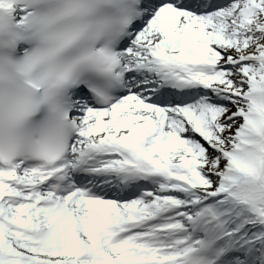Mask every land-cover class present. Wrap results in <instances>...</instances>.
<instances>
[{"label": "snow or ice", "instance_id": "6c2138e0", "mask_svg": "<svg viewBox=\"0 0 264 264\" xmlns=\"http://www.w3.org/2000/svg\"><path fill=\"white\" fill-rule=\"evenodd\" d=\"M0 264H264V0H0Z\"/></svg>", "mask_w": 264, "mask_h": 264}]
</instances>
